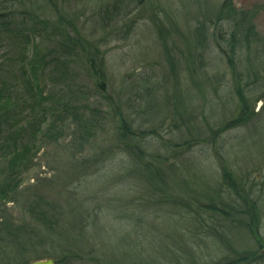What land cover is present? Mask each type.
I'll use <instances>...</instances> for the list:
<instances>
[{"label":"rangeland","instance_id":"obj_1","mask_svg":"<svg viewBox=\"0 0 264 264\" xmlns=\"http://www.w3.org/2000/svg\"><path fill=\"white\" fill-rule=\"evenodd\" d=\"M221 2L3 3L19 21L47 8L98 50L32 70L27 26L18 42L0 37L1 136L17 131L32 158L0 199V264H264V55L236 59L212 26L194 43ZM233 2L264 38V0Z\"/></svg>","mask_w":264,"mask_h":264},{"label":"trees","instance_id":"obj_2","mask_svg":"<svg viewBox=\"0 0 264 264\" xmlns=\"http://www.w3.org/2000/svg\"><path fill=\"white\" fill-rule=\"evenodd\" d=\"M7 1L8 0H4L3 2L0 1V37L2 34L7 33L11 36L12 40L18 42V33L22 31V28H25L24 26H27L28 33H22V35L25 34L22 43H24L23 51H26L30 44L33 47V56L27 62L32 70H38L41 67L46 70L51 62L58 65L68 66L71 64L72 60L81 55H86V52H89L90 49L95 48V50H98L96 46H89V43L82 35V32L73 29V22L68 19L67 22L63 16H60V19L57 18L52 20L47 8L37 9L35 11H32L34 10L32 9V12L25 11L32 21H28L25 17L21 18L22 20L19 21L15 13L5 11L8 8L5 5L9 3L5 5H3V3H6ZM211 15H208L209 19H211L208 25L205 24V26L202 22V27L200 29L199 27L197 28L194 41V43L196 42V45L199 46L200 44L202 48V46L206 44L208 39L206 31L212 26V28L215 29L214 35L219 46L222 48L226 47V51H229L236 59L237 53L239 52L237 50L242 49L243 47H246L247 49H249V47H254L248 50L249 54L254 49L258 50V52H255L260 57L264 55V38L256 30L253 21L254 12L252 13L250 10H239L235 6L233 0H222L218 12ZM127 27L132 28V26L128 24ZM160 28L158 30L161 33L163 31L160 30ZM32 34L34 36H31ZM47 39L55 42V46L50 48L48 52H42L41 43H45ZM186 47L187 52H190L189 59H191L194 49L193 45L187 43ZM167 49H170V52L167 51L170 63L174 64L173 60L175 56L172 53L171 47H167ZM90 55L93 56L94 52H91ZM92 61L93 68L96 66V62L94 58H92ZM104 64L105 60L101 59L100 65ZM229 64L230 66H235L233 58L230 59ZM101 87H103V84H101ZM75 110L76 108L72 104L66 106V112H71V115H76ZM121 127L122 139L126 140L131 136L130 127L125 120L122 122ZM47 130L49 135L51 126H49ZM1 132H5V130H2L0 127V142L5 136L6 139L0 144V166L3 161L7 162V166L0 167V173L6 176L5 180L0 183V199H7L8 194L15 192L14 187L16 184L14 183V180L17 175V169L19 167L27 168L29 161L32 159L29 156V154H31V145L29 143H24L22 139L19 138L17 131H6L7 133L6 135H3V137L1 136ZM7 139L9 140L8 142H6ZM138 154L139 156H142L139 152ZM148 167H150L151 170L149 171L146 169L148 172L145 171L144 173L145 179L148 181L151 179V182H156V178H160L158 167H155V165H150ZM17 228L19 231L25 230V227L23 226ZM231 264H233V262H231Z\"/></svg>","mask_w":264,"mask_h":264},{"label":"water","instance_id":"obj_3","mask_svg":"<svg viewBox=\"0 0 264 264\" xmlns=\"http://www.w3.org/2000/svg\"><path fill=\"white\" fill-rule=\"evenodd\" d=\"M29 264H55V259L54 258H46V259L36 260V261L30 262Z\"/></svg>","mask_w":264,"mask_h":264}]
</instances>
